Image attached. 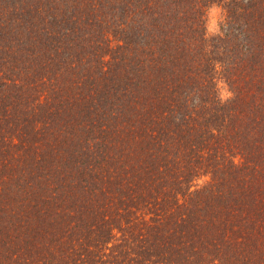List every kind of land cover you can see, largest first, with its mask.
Segmentation results:
<instances>
[{
  "label": "trees",
  "instance_id": "16d2710c",
  "mask_svg": "<svg viewBox=\"0 0 264 264\" xmlns=\"http://www.w3.org/2000/svg\"><path fill=\"white\" fill-rule=\"evenodd\" d=\"M0 264H264V0H0Z\"/></svg>",
  "mask_w": 264,
  "mask_h": 264
},
{
  "label": "rangeland",
  "instance_id": "374dc122",
  "mask_svg": "<svg viewBox=\"0 0 264 264\" xmlns=\"http://www.w3.org/2000/svg\"><path fill=\"white\" fill-rule=\"evenodd\" d=\"M221 19V9L217 6H213L209 9L208 12V22H207V27L208 31L210 33H215L218 29V23ZM219 95L222 99H226L229 97L228 93V87L223 82H219L217 84Z\"/></svg>",
  "mask_w": 264,
  "mask_h": 264
}]
</instances>
